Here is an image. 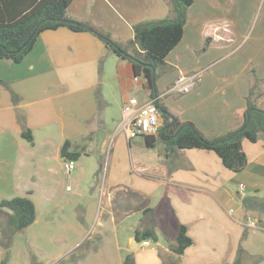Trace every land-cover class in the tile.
<instances>
[{
	"label": "crops",
	"instance_id": "1",
	"mask_svg": "<svg viewBox=\"0 0 264 264\" xmlns=\"http://www.w3.org/2000/svg\"><path fill=\"white\" fill-rule=\"evenodd\" d=\"M260 1L195 0L188 7L183 37L166 58L171 69L159 83L162 102L180 121H192L208 137L226 133L244 121L253 79L264 80V4L255 20ZM175 15L171 0H72L68 7L70 18L91 20L123 44L134 39L136 24ZM135 47L140 50L137 43ZM106 51L93 32L61 27L43 31L21 62L0 59L4 81L0 84V189L23 184L31 197L32 183H58L59 174L65 171L61 147L66 140L85 155H98L107 136L101 150L93 143L100 129L121 121L116 110L123 112L130 97L142 102L150 98L143 78L135 77L133 64ZM194 73L199 76L191 91L172 94L163 90L180 76ZM139 85L147 90L145 100L133 95ZM13 92L18 96L16 103ZM257 105L264 109V94L257 97ZM24 127L32 130L33 143L21 136ZM125 135L131 145L135 138ZM116 138L108 152L106 186L101 193L104 204L107 196L114 222V200L125 193L118 200L122 218L113 227L120 264L130 253L137 264L176 259L180 264H233L248 224L242 198L264 195V135L256 142L243 140L248 164L238 173L207 149H167L165 161H159L155 155L139 160V146L135 155L130 151V157L123 150L122 158L116 154L121 151ZM159 142L150 148L154 150ZM24 171L29 173L24 175ZM166 193L177 219L188 225L194 239L181 255L171 250L172 241L165 244L160 238L158 248L135 244L137 226L154 220L155 214L144 210L157 207ZM244 247L264 256V227L250 228Z\"/></svg>",
	"mask_w": 264,
	"mask_h": 264
},
{
	"label": "trees",
	"instance_id": "2",
	"mask_svg": "<svg viewBox=\"0 0 264 264\" xmlns=\"http://www.w3.org/2000/svg\"><path fill=\"white\" fill-rule=\"evenodd\" d=\"M72 0H0V59L21 62L33 49L39 35L45 30L67 27L72 31H91L105 44L106 52L133 64L136 78H143V87L149 90L151 98L159 108L163 124L157 134L145 135L146 145L154 147L157 141L166 144L168 150L207 149L213 150L223 164L234 172H241L248 164V157L243 148V140L256 142L264 135V109L257 105V97L264 94V80L254 78L247 96V108L244 121L236 128L215 137H208L192 121H180L162 102L158 89V79L171 67L167 56L181 41L187 21L188 7L195 0H171L175 17L144 21L136 24L134 39L123 44L113 38L110 32L91 20L78 21L68 16V7ZM210 38L207 39L206 44ZM139 45V49L135 47ZM103 59L100 63L103 64ZM4 83L0 79V84ZM13 101L18 96L13 92ZM99 108L102 105L99 97ZM175 118V121L173 119ZM21 136L33 143V133L24 127ZM84 154L73 148L71 140H66L61 147L63 159L78 160ZM191 167V165H189ZM100 170L97 172L99 174ZM242 204L247 211L246 221L255 212L258 215L257 226L264 227V195L244 196ZM158 211V213H157ZM0 212L7 214V223L12 231H20L31 225L37 215L36 204L28 195L4 198L0 201ZM145 214H155L154 220L146 224L142 221L135 230V239L141 242L150 239L157 242L159 231L170 244L171 250L181 255L194 243L188 233V225L179 222L166 193L157 207L146 208ZM156 217V219H155ZM255 217V216H254ZM250 226L245 225L233 264H259L263 255L251 254L244 247ZM122 264H137L134 254H128ZM162 264H180L179 260L163 261Z\"/></svg>",
	"mask_w": 264,
	"mask_h": 264
},
{
	"label": "rangeland",
	"instance_id": "3",
	"mask_svg": "<svg viewBox=\"0 0 264 264\" xmlns=\"http://www.w3.org/2000/svg\"><path fill=\"white\" fill-rule=\"evenodd\" d=\"M263 4L264 0H261L256 9L255 20ZM161 77L162 75L158 79V89ZM170 87L171 85H167L163 90L168 91ZM159 91L162 92L160 89ZM133 95L143 100L148 98L147 90L141 85ZM116 111V114L121 115L122 120L121 108ZM120 124L121 121L109 126L107 130L100 129L98 140L93 146L101 150L102 139L107 136L108 141L104 150L98 155L82 154L78 160H75L76 167L70 177L62 171L58 176V183L53 184L51 181L42 184L32 183L31 198L36 204L37 215L31 225L20 231H12L7 223V214L0 212V264H120L121 254L113 227L122 218L119 217L118 200L123 198L125 193L117 194L114 200L112 209L116 213V222L112 219L107 196L104 204L102 202L104 196L101 193L106 186L109 149L118 136L116 141L120 142L121 147L119 146L117 150L121 149V151L116 154H122L120 155L122 158H124L123 150L129 153L130 157V151L135 155L139 146L141 151L137 154L139 160L140 157L144 159L146 155H155L160 156L157 160L165 161L167 153L164 142L160 141L152 150L153 148L146 145L144 136L135 137L130 145ZM28 173L29 171L23 172L24 175ZM17 195L26 196L23 184L20 188H12L10 184L8 188L0 189V201ZM94 198L96 200H92ZM238 198L237 195L236 199ZM136 199H139L137 194ZM103 208L104 213L101 215ZM252 217L247 222L250 228L257 226L258 222L257 213L253 212ZM251 220L255 221V225L251 224ZM159 234L160 241L167 244L161 231ZM150 241L149 248H158L157 242Z\"/></svg>",
	"mask_w": 264,
	"mask_h": 264
},
{
	"label": "built area",
	"instance_id": "4",
	"mask_svg": "<svg viewBox=\"0 0 264 264\" xmlns=\"http://www.w3.org/2000/svg\"><path fill=\"white\" fill-rule=\"evenodd\" d=\"M198 73L182 75L177 78L170 87L169 92H189L197 83ZM161 127V114L155 99L149 98L147 101H140L137 97H130L123 105V116L120 128L126 132L129 138L157 134ZM63 167L67 174L75 169L74 160L64 159ZM241 192L244 191V185L239 187ZM255 225V221L251 220ZM143 248L151 245L150 239H144L139 242Z\"/></svg>",
	"mask_w": 264,
	"mask_h": 264
},
{
	"label": "water",
	"instance_id": "5",
	"mask_svg": "<svg viewBox=\"0 0 264 264\" xmlns=\"http://www.w3.org/2000/svg\"><path fill=\"white\" fill-rule=\"evenodd\" d=\"M173 121H175V118L173 119ZM135 244H136V246L139 244V242H135ZM133 248H135L134 246H133Z\"/></svg>",
	"mask_w": 264,
	"mask_h": 264
}]
</instances>
